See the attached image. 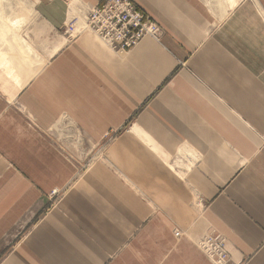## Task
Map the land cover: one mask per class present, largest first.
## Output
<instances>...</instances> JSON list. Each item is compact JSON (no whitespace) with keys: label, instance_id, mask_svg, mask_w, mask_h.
Returning a JSON list of instances; mask_svg holds the SVG:
<instances>
[{"label":"crops","instance_id":"1","mask_svg":"<svg viewBox=\"0 0 264 264\" xmlns=\"http://www.w3.org/2000/svg\"><path fill=\"white\" fill-rule=\"evenodd\" d=\"M28 1L0 3V264H212L210 232L264 264V0H133L162 36L125 54L69 27L101 0Z\"/></svg>","mask_w":264,"mask_h":264},{"label":"built area","instance_id":"2","mask_svg":"<svg viewBox=\"0 0 264 264\" xmlns=\"http://www.w3.org/2000/svg\"><path fill=\"white\" fill-rule=\"evenodd\" d=\"M84 30L92 33L110 51L125 54L134 49L145 37L159 41L161 26L143 12L133 0H101L86 18ZM264 143V134L262 135ZM56 191L53 192V196ZM176 238L182 236L179 228ZM196 246L212 264H227L229 254L222 235L207 233L197 240Z\"/></svg>","mask_w":264,"mask_h":264},{"label":"rangeland","instance_id":"3","mask_svg":"<svg viewBox=\"0 0 264 264\" xmlns=\"http://www.w3.org/2000/svg\"><path fill=\"white\" fill-rule=\"evenodd\" d=\"M8 0H0V3L3 4L4 2H6ZM17 2V4H19L20 6H26V5H29L31 4L28 0H14ZM92 9V8H91ZM90 9V10H91ZM90 12V11H89ZM89 15V13L87 15H83V21L81 22V20H76L74 21L73 23H71L69 25V27H73L74 24L76 22H79L80 23H86V18L87 16ZM79 18V16H78ZM82 18V16H81ZM76 26V25H75ZM85 26V25H84ZM83 26V27H84ZM77 28V27H76ZM74 30L71 29L70 31V34L73 32ZM68 147H69V151H68V156H69V160L73 161L74 163H76L78 166H80L81 168L84 167H87L89 164H92L93 161H104L105 158L103 157L104 156V152L103 150H105L108 146V143L105 142L103 143L100 147H98L97 149H94L95 150V153L92 154V155H87L88 153V150L90 148V146L87 144V147L86 146V143H83V142H80V141H70L69 144H67ZM79 145H81V148L82 149H79ZM72 149V150H71ZM79 149V150H78ZM76 150V151H75ZM73 151V152H72ZM58 196V195H57ZM56 197V195L54 196ZM25 234V233H24ZM24 234L23 235H20L18 236V241L21 240L23 237H24Z\"/></svg>","mask_w":264,"mask_h":264}]
</instances>
